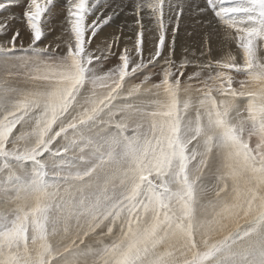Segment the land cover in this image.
<instances>
[{
	"label": "snow or ice",
	"instance_id": "1",
	"mask_svg": "<svg viewBox=\"0 0 264 264\" xmlns=\"http://www.w3.org/2000/svg\"><path fill=\"white\" fill-rule=\"evenodd\" d=\"M18 6L0 0V264H264V0H67L47 43L56 0H24L27 47ZM121 14L134 47L97 43Z\"/></svg>",
	"mask_w": 264,
	"mask_h": 264
},
{
	"label": "rangeland",
	"instance_id": "2",
	"mask_svg": "<svg viewBox=\"0 0 264 264\" xmlns=\"http://www.w3.org/2000/svg\"><path fill=\"white\" fill-rule=\"evenodd\" d=\"M20 6L15 7L12 9V14L15 15L16 21L13 24L12 31H15L19 29L21 31V38L23 39L24 46L27 47V44L30 42L28 37L30 36V33L26 30V23L22 20V12L24 10V0H19ZM67 0H56V8L54 9L51 18L48 21L50 31L46 32L47 40H45V43H47L49 40H55L56 37L61 35V31L63 27H66V15H67V9H66ZM63 5V7H61ZM0 19H3V17H0ZM43 23V20H42ZM129 26L134 27V20L131 17V15H124L121 14L117 19L115 24H112L111 26H106L103 31L100 33L99 39L97 40V43H100L105 37H111L115 34H121V40L118 45V50H122L125 45L128 47H134V33L129 30ZM189 30L191 31V26H189ZM8 36L10 38L11 32L8 33ZM132 37L131 40L127 39L128 37ZM200 37V38H199ZM201 36H193L190 37L189 40L195 43L196 41L201 40ZM222 35L220 38L218 37L216 41L221 40ZM21 38H18L21 39ZM195 40H194V39ZM4 37L0 35V40H3ZM214 41V43L216 42ZM221 42V41H220ZM216 46H214L215 50H219L220 43H215ZM95 44L93 45V48H95ZM151 45H149L150 47ZM232 48H235V45H232ZM116 63V58H112V62L108 64V67H112ZM243 79V77H237V81ZM234 87H239L238 83H234Z\"/></svg>",
	"mask_w": 264,
	"mask_h": 264
},
{
	"label": "bare ground",
	"instance_id": "3",
	"mask_svg": "<svg viewBox=\"0 0 264 264\" xmlns=\"http://www.w3.org/2000/svg\"><path fill=\"white\" fill-rule=\"evenodd\" d=\"M200 36H201V35H200ZM199 38H200V37H199ZM201 38H202V37H201ZM219 38H220V36H219ZM193 39H194V38H193ZM194 40H195V39H194ZM220 41H222V37H221V40H218V41H216L215 43H218V42L220 43ZM215 43H214V46H216Z\"/></svg>",
	"mask_w": 264,
	"mask_h": 264
}]
</instances>
